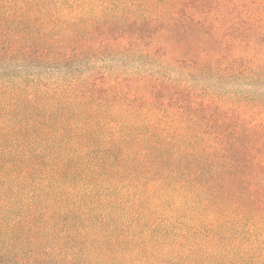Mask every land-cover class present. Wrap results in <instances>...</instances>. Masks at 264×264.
<instances>
[{
	"label": "trees",
	"instance_id": "trees-1",
	"mask_svg": "<svg viewBox=\"0 0 264 264\" xmlns=\"http://www.w3.org/2000/svg\"><path fill=\"white\" fill-rule=\"evenodd\" d=\"M258 239L264 0H0V264Z\"/></svg>",
	"mask_w": 264,
	"mask_h": 264
},
{
	"label": "rangeland",
	"instance_id": "rangeland-1",
	"mask_svg": "<svg viewBox=\"0 0 264 264\" xmlns=\"http://www.w3.org/2000/svg\"><path fill=\"white\" fill-rule=\"evenodd\" d=\"M261 228L263 227L255 226L254 235L259 233ZM226 250L232 255L221 260L206 259L199 263L179 261L177 264H264V240L242 241L234 248L226 247Z\"/></svg>",
	"mask_w": 264,
	"mask_h": 264
}]
</instances>
